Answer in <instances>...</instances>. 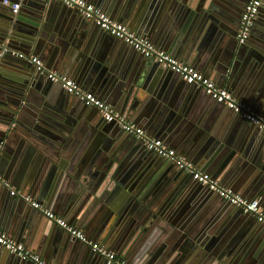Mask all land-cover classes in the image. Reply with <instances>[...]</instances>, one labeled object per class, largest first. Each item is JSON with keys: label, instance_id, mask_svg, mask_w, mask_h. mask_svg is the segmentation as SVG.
I'll return each instance as SVG.
<instances>
[{"label": "water", "instance_id": "95a60500", "mask_svg": "<svg viewBox=\"0 0 264 264\" xmlns=\"http://www.w3.org/2000/svg\"><path fill=\"white\" fill-rule=\"evenodd\" d=\"M1 1L3 2L4 0ZM243 1L247 4L250 0ZM131 2L132 0L127 3L128 8ZM22 4L25 9L16 14L11 13L8 5H5L3 8L0 6V44L5 40H9V44H14L17 41L20 42L17 44L21 47L31 49L39 46L41 41L46 42L47 40L54 50L49 62L54 69L64 72L88 60L95 59L104 62L109 61V59L120 58L121 54H123L125 57L124 71L119 70L113 76L112 74L110 75L112 70L105 68V73H109L107 76L109 79L106 82H109V87L113 86L110 90L106 88L105 93L113 91L115 93L121 92L123 96L126 94L123 110L127 108L128 112H139L143 107L147 106L145 102H154L153 98L157 96V89L155 90L153 86L159 76L167 74L168 77L171 73L178 75L169 68H165L168 71L165 72L161 68L162 64L145 57L136 50L133 51L138 53L139 56L134 58L128 52L131 51L129 48L133 49L131 45L109 33L107 35V32L99 26L86 20L76 10L67 7L60 1L39 0L34 8L29 11L26 0ZM52 4L61 5L68 9V12H65L67 13L66 16L60 20L62 21L61 23L49 20L48 13ZM243 6L245 8L244 4ZM211 9L205 0H153L151 4H149L148 0H140L135 17L137 15L138 18V16L142 15V22L139 27L145 36L152 38L156 42L169 44L170 46L178 43L177 52L182 53L185 58L189 59L193 48H190V46L183 47L179 39L180 36L188 32L191 33L192 30H197L200 33L209 24L211 19L220 28L219 24L225 21L223 18L235 13L234 11L229 13L222 9ZM260 9L257 17L254 19L252 28L255 23L262 22L264 24V3H261ZM215 16L218 18L215 19ZM132 18L131 13L128 12V14L124 13L120 20L130 23L133 22ZM135 20L138 19L135 18ZM193 26H195V29H191ZM238 27L235 34L237 46L225 54L223 61L227 60L226 63H218L216 67L221 74H223L222 72L225 69L226 71L229 70V67H231L230 72L232 73L233 66L237 64V59L241 57L243 46L251 37L250 35L245 43H239L237 40ZM100 30L103 31L105 35L102 34V36L106 39L104 40L103 47L96 40L97 31L100 32ZM252 30L254 31V29ZM257 52V54H253L246 60V65L243 68L245 75L242 78L246 81H260L263 84L264 56L261 52L264 53V51L257 50ZM1 59L3 62L9 63L14 67L12 72H0V184L2 185L1 190L4 191L7 188L13 197H8L9 201H4L0 210L1 217L6 216L8 222L15 221V224L21 228L33 227L35 230L41 228L50 233V237L60 244L59 260H65L69 264H108L106 258L102 259L101 255L93 251L90 245L72 236L52 219L47 217L59 227L60 232H53L48 226L44 228V222H41L35 216L40 211L38 212L37 208H32L33 210L29 207L25 208L26 206L19 200L20 198L24 200L22 193H17L18 195L12 194L11 189H9L10 184L6 183L8 175L11 174L10 172L14 170V167L18 166L19 163L22 164V162L25 164L29 160V165L31 164L29 167H32L27 174L25 189L28 188V191H32L42 199L49 198L53 191H55L57 184L54 179L57 176H61L62 179L76 178L69 168L63 164L64 154H67L68 157V153L71 150L69 149L66 152L63 149L67 142L70 141L72 135L71 127L75 121V114L80 116V114L85 113V110L89 106L64 90L70 95L69 97L74 98V101L80 103L82 108H77L73 104L74 110L72 108L63 110L62 105H65L66 101L65 96L61 92H58V88H55L56 86H53L59 85L62 87L61 84L49 80L46 72L38 71L36 66L28 60L10 54L1 56L0 62ZM187 84L194 86V84ZM260 89L257 88V91L255 90L256 92L253 93L255 96L251 95L254 88L248 94L255 100L256 97L260 96ZM139 94L145 96V99H142ZM151 94L154 97H151ZM69 97L67 98L68 100ZM158 97L160 98V96ZM131 98L132 100H130ZM252 98L251 102L260 104L258 106L264 108V103L261 104L258 100H252ZM69 101L68 103H73ZM159 104L163 109V130H170L178 120L183 116H187V110L183 108L174 107L171 104L164 105L161 102ZM90 109L92 112L96 111L100 113L96 107H90ZM101 119L100 121H103L107 125L105 126L107 137L104 142L105 145L102 148L104 155L99 159L101 151H98L99 153L93 160V165L90 167L92 170L87 179H85L83 184H76L77 190L73 201L84 203L93 197V199H96L94 204L98 208L106 209L111 213L112 219L109 231L104 240L120 254L130 256L141 243L142 237L148 234L149 228L153 224H162L165 229L168 226L170 230L174 229L179 232L184 230L185 236L182 235L178 238L180 239L178 242H174L175 238L167 239L165 236L162 237L154 246L156 247L154 257L160 258L163 256L165 258L168 256V253L180 250L182 256L186 255L188 258H191L196 253V250L199 251L200 248H202V251H208L209 247L201 240L200 237L202 235L196 228V222L193 223L191 219L183 218L184 211L188 208L187 205H184L187 202L186 196H189L193 192L194 185L208 188L194 180L190 173L177 167L173 161L158 155L161 162L166 161L170 165L165 169V173L171 171V169L174 170L172 174L174 180L168 185L166 192L162 196L142 194L140 191L134 192L131 189L130 196L127 194V198L114 201L116 193L109 192L112 191V187L116 188L115 190L118 189L117 183L124 186V180H119V169L123 166L124 160L130 156L129 148L132 146V142L137 141L139 145L144 144L142 141L134 140L133 138H129L131 141L121 138L117 134V128L127 133L125 130L114 121L108 122L102 116ZM244 120L247 121L246 119ZM247 122L250 123L249 121ZM250 124L255 126L252 123ZM256 128L259 129L258 127ZM216 137L218 140L221 139V132L211 131L210 134L203 135V148L200 152L195 153L197 162L203 164L199 166H202L205 170H211L215 175L217 174L216 176L221 171L225 174V178L227 177L229 180L236 178V173H240V170H246V174L241 176L255 173L258 175L257 180H259L255 190L257 187H261L259 192H262V198H264V163L259 161L264 160V152L261 151L262 148L264 149V138L261 140L262 146H260V150L256 149L253 144L246 143L240 149L231 151V153L229 152L226 166L229 165L231 167L225 169V166H221L220 170L218 169L214 172L215 167L216 169L218 168L216 166L218 161H215V151L218 150V147H215L218 143ZM120 139L123 141L121 145L122 152L118 155L113 150V147L116 150V142L120 141ZM33 148H39L38 150L41 151V154L38 157L30 158L24 151H34ZM235 149L237 148L235 147ZM227 178L223 180H227L228 182ZM209 191L210 193H214L211 190ZM16 196L20 198L18 199ZM226 202L229 203L228 201ZM239 210L243 212L241 208ZM247 215L257 219L254 215ZM182 238L186 240L183 241L181 240ZM263 247L264 242L260 250L262 254H264ZM162 248H165L163 252L160 251ZM7 251L10 252L9 250ZM13 255L11 257H17L15 258L16 261H24L17 255ZM213 255L214 264H241L239 261H242L239 258V256H242L241 254L236 255L238 257L232 258L226 252L216 253L215 251ZM257 258H259V255ZM24 262L32 264L30 261ZM252 263L256 264V261L251 260L250 263L246 262L242 264Z\"/></svg>", "mask_w": 264, "mask_h": 264}, {"label": "crops", "instance_id": "0c3cea01", "mask_svg": "<svg viewBox=\"0 0 264 264\" xmlns=\"http://www.w3.org/2000/svg\"><path fill=\"white\" fill-rule=\"evenodd\" d=\"M88 1L107 13L113 20L125 23L137 35L149 39L156 47L165 50L178 60L192 65L214 80L218 86L229 89L236 99L245 103L257 113L264 115V108L258 106L260 104L251 102V95L257 91V88H261L259 92L260 96L256 97L255 100H258L261 104L264 103V83L262 84L260 81L256 82L254 80L246 81L242 78L245 75L243 68L246 65V60L253 54H257V50L264 51V24L262 22L254 24L252 28L254 31L252 30L250 39L243 46L241 57L237 59V64L235 63L236 65L233 66L232 73L230 72L231 67H229L227 71L225 69L222 72L223 74L219 73V69L216 68L218 63H226L227 60L223 61L225 54L230 50L232 51L234 47L237 46L235 34L244 8L243 4L246 5V2L244 3L243 0H205L212 9H222L229 13L234 11L235 13L223 18L225 21L219 24L221 26L220 28H218L216 23L211 19L209 24L200 33H198L197 30H192L191 33L188 32L180 36L179 39L183 47L190 46V48H193L190 52L192 54L189 59L185 58L182 53L177 52L178 43L170 46L169 44L156 42L152 38L145 36L144 32H141L139 26L142 22V15L138 16V18L137 15L135 17L140 0H132L129 8L127 7V3L130 0ZM148 1L149 4H151L153 0ZM38 2L39 0H26L28 11L32 10ZM262 3H264V1H262ZM0 6L2 8L5 6L4 2L1 0ZM24 9L25 7L22 4L21 11ZM126 9L131 13L133 22L129 23L125 20H120L124 13L128 14ZM67 10V7L52 4L50 12L48 13L49 20L51 22L61 23L62 21L60 20L66 16L67 13L65 12H68ZM135 18L138 20H135ZM217 18L218 17L215 16V19ZM191 29H195V26ZM97 32L96 40L99 42L100 46L103 47L104 40H106L105 37L102 36L104 33L101 30V33L99 31ZM106 34L108 35V33ZM17 43L20 42L16 41L14 44L11 43L10 46L19 52L28 55H37L47 68L72 77L83 89L92 91L106 102L108 101L107 103L126 119L144 128L150 136L162 139L166 145L174 148L179 155L192 161L201 171L209 173L217 181L233 188L237 193L248 199H262V207L264 209V198H262V192H259L261 187H257L255 190L259 181L257 180L258 175L255 173H248L247 176H241L246 174V170H240V173H236V178L229 180V178L226 177L228 179L227 182V180H223L226 179L223 172L220 171V174L216 176L217 174L215 175L211 170H205L202 166H199L203 164L197 162L195 153L200 152L203 148V135L210 134L211 131L217 133L221 132V139L218 140L216 137L218 143L215 147H218V150L215 151V161H218L216 165L218 168L216 169L215 167V170H213L214 172L218 169L220 170L221 166H225V169L231 167L229 165L226 166L229 152L231 153V151L240 149L241 146L246 143L253 144L256 149L260 150V146H262L261 140L264 138L263 131H260L255 126L245 121L243 117L237 115L226 105L215 101L202 87L188 85L179 75L173 73L168 77L166 73V75L162 74L158 77L153 86L155 90L157 89L156 97L151 94V97H154V102H145L147 106L143 107L139 112H128L127 108L123 110L126 94L123 96L121 92L115 93L113 91L105 93L106 88L110 90L113 87H109V82H106V80L109 79L107 78L109 73H105V68L107 70H112L110 75L112 74L113 76L115 72L117 73L119 70L124 71L125 57L123 54H121L120 58L109 59V61L104 62L95 59L88 60L64 72L54 69L49 62L50 56H52L54 50L53 46H51V44L49 45L47 40L46 42L41 41L39 46L31 49L23 46L21 47ZM129 49L131 51L128 52L131 56L134 58L139 56L138 53L133 51L135 50L134 48ZM261 54L264 56L263 52H261ZM161 68H163L165 72H168L165 69L167 67L161 65ZM0 69V72L4 71L8 73L12 72L14 67L9 63L3 62L1 59ZM45 83L48 84L47 81H45ZM53 86H56L55 88H58V92H61L65 96L64 98L66 101L65 105H62L63 110H69L70 108L74 110L73 104L74 106L76 105L77 108H82L80 103L74 101V98L69 97L70 95L64 91L63 87L59 85ZM253 88V92L249 95L248 92ZM139 96L145 99V96H141V94H139ZM158 96H160L161 99ZM253 96H255V94ZM68 97L70 101L67 99ZM130 100H132V98ZM252 100L254 99L252 98ZM68 101L73 103H68ZM159 102L164 105L171 104L174 107L183 108L187 110V116H183L178 120L170 130H163V109ZM90 110V107H87L85 113L80 114V116L75 114V121L71 127L72 135L70 141L67 142L63 149L66 152L69 149L71 150L68 153V157L67 154H64L63 164L69 168L76 178L62 179L61 176H57V178L54 179L57 184L55 191H53L49 198L42 199L32 191H28V188L25 189L27 174L32 167H29L31 165H29V160L26 161L25 164H23V162L22 164L19 163L18 166L14 167V170L10 172L11 174L8 175V180L6 181V183L8 182L10 184L9 189H13L20 194L22 193L23 198L24 196H30L32 199L39 201L43 207L64 217L71 224L81 229L90 240L105 246L120 257L127 259L131 264H214L213 254H215V251L216 253L226 252V254L232 258L238 257L236 255L241 254L242 256H239L240 260H242L239 261L241 264L246 262L250 263L251 260L256 261V264H264V254L260 251L262 249L261 245L264 242V224L260 223L254 217L241 212L238 207L227 203L216 193H210L208 189L201 187V185H194L193 192L189 196H186L187 202H185L184 205H187L188 208L184 211L183 218L191 219L193 223L196 222V228L202 235L200 237L201 240L209 247L208 251H202V248H200L199 251L196 250V253L191 258H188L186 255L182 256L180 250H174L168 253V256L165 258H163V256L160 258L154 257V251L156 250L154 246L162 237L165 236L167 239L175 238L174 242H178L180 240L178 238L182 235L185 236L184 230L180 232L174 229L170 230L168 226L167 229H165L162 224H153L149 228L148 234L142 237L141 243L130 256H124L117 250L111 248L104 240L109 231L112 219L111 213L106 209L98 208L94 204L96 199H93V197L89 198L84 203L73 201L77 190L76 184H83L85 182V179H87L92 170L90 167H92L93 160L97 154L101 151L99 159L104 155V152L102 153V148L103 145H105L104 142L107 137V132L105 131V126L107 125L103 121H100L102 120L100 113L96 111H94V113ZM76 112H78V110H76ZM117 134L127 141H131L129 138L137 140L132 135L124 133L118 128ZM122 143L123 141L120 139V141L116 142V150L114 149L115 147H113V150L118 155L122 152ZM132 143V146L129 148L130 156L124 160L123 166L119 169V180H124V186L117 183L118 189L115 190L116 188L112 187L113 189L109 193H116V195H114V201L127 198V194L130 196L131 189L134 192L140 191L142 194H156L157 196H162L166 192L168 185L174 180L172 178L174 170L171 169V171L165 173L167 166H170L169 163L166 161L161 162L157 154L148 150L144 145H139L137 141H133ZM235 147L237 149H235ZM38 149L39 148H33L34 151L28 150V152L24 151V153H27L30 158H35L41 154V151ZM262 149L261 151L264 152V149ZM259 161L264 163V160ZM72 181H74L75 184ZM1 186L0 184V210L4 201L8 200V197L13 198L10 194V190L8 192L6 188V190L2 191ZM16 197L18 199L20 198L19 196ZM19 200L26 206L25 208L29 207L31 210L35 208L29 201L23 200L22 198ZM68 205L70 206L68 207ZM39 211L40 213L35 216H37L38 220L44 222V228L48 226L51 231L60 232L59 227H57L55 223H52L49 220L50 218L48 219L40 209H38V212ZM0 229L14 237L17 241L24 243L28 249L39 254L46 261L52 264H69L65 260H59L58 254H60V244H58L55 239H52L50 233H47L44 229L37 228L35 230L33 227L21 228L15 224V221L8 222L6 216L1 217V213ZM181 240L185 241L186 239L182 238ZM196 246L199 247L198 244H196ZM164 250L165 248L160 249L162 252ZM11 255H13V253L8 252L5 247L0 245V264H31L21 260L16 261L15 258L17 257H11ZM258 255L259 258H257ZM100 257L104 259L103 256Z\"/></svg>", "mask_w": 264, "mask_h": 264}, {"label": "built area", "instance_id": "2783aa9c", "mask_svg": "<svg viewBox=\"0 0 264 264\" xmlns=\"http://www.w3.org/2000/svg\"><path fill=\"white\" fill-rule=\"evenodd\" d=\"M23 1L24 0H4L3 2L10 7L13 14H16L21 11ZM55 1H60L67 7L76 10L78 14L86 20L93 22L110 35L128 43L145 57L153 59L164 67L171 69L185 82L202 87L210 97L215 99V101L226 105L230 110L254 124L261 131H264V115L257 113L245 103L236 99L229 89L218 86L214 80L197 70L192 65L184 63L165 50L156 47L149 39L134 33L125 23L113 20L107 13L93 3L88 0ZM261 3L262 0H250L245 5L238 27L237 40L239 43H245L250 37L253 22L259 13ZM0 46V57L4 54H10L30 61L36 66L38 71L46 72L49 80L61 84L67 93L76 96L89 107L98 108L104 120L108 122H116L128 134L134 136L137 140L142 141L148 150L173 161L177 167L190 173L194 180L206 186L209 190L213 191L230 204L241 208L244 213L256 216L258 221L264 224V209L260 199H248L237 193L233 188L220 183L209 173L201 171L192 161L179 155L174 148L166 145L162 139L150 136L144 128L126 119L97 94L83 89L72 77L46 68L39 56L28 55L13 49L9 44V40H5ZM11 193L17 194L18 192L12 189ZM24 199L29 201L33 207L40 209L48 218L52 219L72 236L90 245L93 251L106 258L108 264H131L127 259L120 257L105 246L90 240L81 229L71 224L64 217L46 209L39 203V201L32 199L30 196H24ZM0 245L20 257L22 260L32 262V264H52L42 258L39 254L28 249L24 243L17 241L14 237L1 229Z\"/></svg>", "mask_w": 264, "mask_h": 264}]
</instances>
